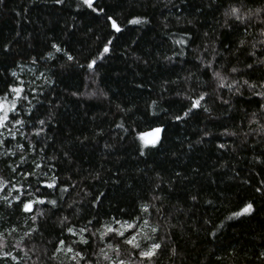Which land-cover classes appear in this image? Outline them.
<instances>
[{"label": "trees", "instance_id": "16d2710c", "mask_svg": "<svg viewBox=\"0 0 264 264\" xmlns=\"http://www.w3.org/2000/svg\"><path fill=\"white\" fill-rule=\"evenodd\" d=\"M96 3L103 12L79 0L0 2V94L13 83L31 101L19 104L16 139L0 146V264H76L75 251L86 256L80 264H112L109 245L140 264L123 238L100 239L105 225L123 230L114 217L135 223L125 235L142 248L161 244L151 264H264V99L243 86L264 82V0ZM232 7L258 14L241 23L225 17ZM137 18L148 23H129ZM202 93L209 111L177 121ZM156 128L158 145L140 155L139 137ZM53 176L56 187H44ZM247 203L251 215L229 219Z\"/></svg>", "mask_w": 264, "mask_h": 264}, {"label": "snow or ice", "instance_id": "6c2138e0", "mask_svg": "<svg viewBox=\"0 0 264 264\" xmlns=\"http://www.w3.org/2000/svg\"><path fill=\"white\" fill-rule=\"evenodd\" d=\"M0 2H2V0H0ZM54 2L56 4H63L64 0H54ZM79 5L90 9L92 12L94 13H101L104 11V9L100 8L97 3L96 0H79ZM260 11H264V9H261ZM258 13H250L249 17H242L240 15V9L236 8V7H232L230 10L226 11L224 13L225 17L229 18V19H234L235 21H239L241 23H243L246 19L250 18L251 15H256ZM107 19L111 22V26L112 28L116 31V32H121V28L118 26L117 22L115 19H113V17L108 16ZM129 23L131 24H141V23H148L147 20H143L141 21L140 19H133L131 21H129ZM112 43L111 40L108 41V43L104 46L103 48V53H109L110 52V48L108 47V45H110ZM177 43L180 44H184L186 43L185 41L181 40L178 41ZM243 44V42H241ZM52 47L56 50L57 53H60L62 50L61 48L56 45L53 44ZM254 55V54H253ZM49 57L51 58V53H49ZM100 58L102 59L103 56L101 55ZM67 60L68 61H74L75 57L68 54L67 55ZM36 61L33 60V63H35ZM258 64H264V60H258L257 61ZM96 65V59H92L87 67L91 70L94 69ZM256 65L253 64H249L247 67L252 69L254 68ZM238 70L236 68H232V72L235 73ZM12 76H16V73L13 72ZM214 76L215 78L219 79L221 81L220 83V87L224 88L226 85L224 83V78L221 76V74L219 72H215L214 71ZM22 83V82H21ZM243 86H246L247 89L253 90V94L255 95H260L262 99H264V93H256L254 90L259 87V88H264V82L257 84H254L252 82H250L249 80H244L243 81ZM227 87L229 88V90H232L233 88H235L236 93L243 95V93L240 91V88L236 87L234 84H228ZM35 90L33 89V92ZM24 93V88L10 83L7 85V90L3 93L0 94V129H7L9 132V136H5L4 133L2 131H0V146H5V142H10L11 140L16 139L15 134L12 132V128L16 127V126H24L25 125V121L23 119H18L17 117H19L20 115V111H19V104L21 101H28V96L23 94ZM205 96L206 94L202 93L200 94V96L196 99H192L191 97H188V99L191 101L190 107L187 108V110L183 113V116L177 115L175 117V119L177 121H180L181 119H184L186 117H189L190 115H195L197 110L202 109L203 111L207 112L209 111L207 107H204L202 105V101L205 100ZM29 103H31V101H28ZM224 103H227V101H224ZM28 115H31V113L29 112ZM46 121L45 120H39V124L41 125V131L43 130V126L45 125ZM11 126V127H10ZM119 127V125H118ZM156 135L153 137V139L146 140L144 135H141L139 137V139L142 141V147L139 149L140 151V155H145L144 152V148H148V147H156L158 145V142L160 141V136L159 133L161 132L160 128H156L155 130ZM37 136L40 135V132H36L35 133ZM18 148H20L21 150H23V145H17ZM220 147H224V145H220ZM23 159V157H21ZM35 167L37 169L41 168L40 164H36ZM13 171H15V169H13ZM24 175L27 177L29 175H33V173L28 172V173H24ZM57 184V177L53 176L51 178V182H47L44 183L43 186L49 189H54L56 187ZM3 185V181H0V186ZM17 191H19V189H16ZM39 190V187L38 189ZM258 192H261L262 190L260 188L256 189ZM62 192H67L68 188L64 187L61 189ZM264 194V193H262ZM5 200L7 199V197L4 198ZM17 201L20 200L19 196L16 197ZM193 199H195V197H193ZM39 203L43 204L45 203L44 200H39ZM49 203H51L53 206L57 205V201L56 200H51L49 201ZM33 207V202H24L23 203V210L25 212L31 211ZM141 211L143 212H148L149 208L147 205H142L141 206ZM254 212V205L252 203H247L245 204L241 210L239 212H234L232 214V217H229V219L232 218H236V217H240L243 215H251ZM33 219H35V217H33ZM67 219V218H65ZM137 219H139V217H137ZM114 222L116 224H122L123 230L119 229V228H114L108 225H105V231L100 233V239H103L105 236L111 234L117 237H121L123 238V243L128 244L131 246V248L135 249L138 251L139 254V258H140V264H143V261L147 260L150 262H154L155 258L157 257L159 250L161 249V244L159 243H152L150 246L146 247V248H142L141 244L137 241L136 236L132 235V236H127L125 235L126 232H128L129 230L133 229L135 227V223L134 222H129V220H124L123 222L119 219H116L115 217L113 218ZM149 222L148 220H144V224L147 225ZM88 224H92V220L88 221ZM221 227H223V225H221ZM67 231L69 233H71L72 235H76L75 231L73 230V228L69 227L67 229ZM158 229L153 227L152 228V232L155 233L157 232ZM81 233H85V232H91L90 229L88 228H81L80 229ZM92 235H94V233H92ZM91 236L89 237H84L81 236V243L85 244V245H89V240H90ZM148 237H145V239H147ZM60 246L64 245V241L61 240L59 242ZM110 248H112V250L117 254V259L112 261V264H129V262H126L124 259H119V254H120V249L118 246L113 247L112 245H109ZM56 251H60V247H57ZM68 252H74V250L72 248H68L67 249ZM101 252H103V249H101ZM8 256H10V253H4V257L7 258ZM79 258L78 260L76 258ZM105 258L109 259V257H107V255L105 254ZM13 259H15V257H13ZM72 259L76 260V264H80V261L85 260L86 256L83 255L82 251H75L74 255L72 257Z\"/></svg>", "mask_w": 264, "mask_h": 264}, {"label": "rangeland", "instance_id": "374dc122", "mask_svg": "<svg viewBox=\"0 0 264 264\" xmlns=\"http://www.w3.org/2000/svg\"><path fill=\"white\" fill-rule=\"evenodd\" d=\"M156 135V133H149V134H146V135H144L145 136V139L146 140H151V139H153V137ZM142 142V141H141Z\"/></svg>", "mask_w": 264, "mask_h": 264}, {"label": "water", "instance_id": "95a60500", "mask_svg": "<svg viewBox=\"0 0 264 264\" xmlns=\"http://www.w3.org/2000/svg\"><path fill=\"white\" fill-rule=\"evenodd\" d=\"M111 23V22H110Z\"/></svg>", "mask_w": 264, "mask_h": 264}]
</instances>
